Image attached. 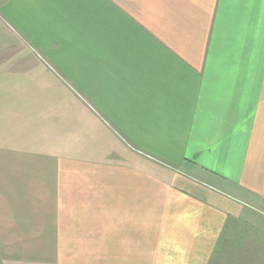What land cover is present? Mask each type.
<instances>
[{"label": "crops", "instance_id": "crops-1", "mask_svg": "<svg viewBox=\"0 0 264 264\" xmlns=\"http://www.w3.org/2000/svg\"><path fill=\"white\" fill-rule=\"evenodd\" d=\"M0 20V264H264V0Z\"/></svg>", "mask_w": 264, "mask_h": 264}, {"label": "rangeland", "instance_id": "rangeland-1", "mask_svg": "<svg viewBox=\"0 0 264 264\" xmlns=\"http://www.w3.org/2000/svg\"><path fill=\"white\" fill-rule=\"evenodd\" d=\"M18 41L17 38L11 33L10 30L0 20V58L7 57L8 53L5 49L1 48L2 44L12 43Z\"/></svg>", "mask_w": 264, "mask_h": 264}]
</instances>
